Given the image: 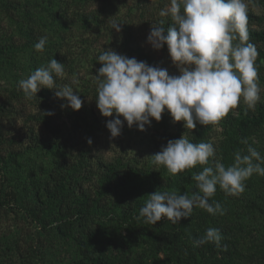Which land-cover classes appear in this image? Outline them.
Instances as JSON below:
<instances>
[{
	"label": "rangeland",
	"instance_id": "374dc122",
	"mask_svg": "<svg viewBox=\"0 0 264 264\" xmlns=\"http://www.w3.org/2000/svg\"><path fill=\"white\" fill-rule=\"evenodd\" d=\"M169 2L0 0V160L16 159V165L9 164L3 170L10 172L12 186L21 187L26 180L21 163L37 171L39 166H46L51 161L49 156L34 148L31 131L38 138H56L63 148L59 154V174L49 182V189L59 200L58 208L42 215L30 202L24 203L23 211L16 213L0 207V256L4 252L10 259L8 264H68L76 257L74 241L55 231L54 223L59 217L67 218L77 231L81 224L85 235L90 234L88 244L93 249L124 250L142 264H191L192 261L203 264L207 253L202 246H194L195 238L191 235L199 231L200 218H206L208 228H218L224 221L239 222L238 216L243 213L242 224L253 232L252 237L242 238L245 239L240 246L244 254L242 263L255 264L254 261L259 259L258 252L264 246L261 243L264 239H260L264 236V217L246 212L245 202L264 207V176L254 173L244 182V192L237 196L227 195L217 186L209 203L219 202L225 210L224 215H211L194 208L191 217L181 218L176 225L163 217L152 225L137 219L139 212L129 214L142 195L125 193L126 190L122 191L113 179L106 182L104 173L95 166L98 156L107 162H135L143 175L139 188L146 191V195L174 190L183 195L196 191L192 173L202 171L204 166L197 165L175 175L169 174L164 166H154L151 156L169 140L185 134L193 143H212L216 147L215 158L226 167L234 163L236 151L246 155L249 146L257 150L264 145V63L258 68L260 101L251 110L241 97L234 113L237 120L247 116L257 118L244 136L235 121L230 123L226 118L217 124L204 126L197 123L194 129H185L183 121L174 122L167 110L159 122L152 120L150 126L145 125L144 131L138 130L135 124L128 127L121 116V133L117 137L111 136L106 122L116 114L103 117L96 106L94 76L102 66L96 57L103 50L111 49L150 66L165 68L169 75H179L167 46L154 50L146 42L152 24L170 19L159 15ZM249 12L259 19L253 27L264 29V0H251ZM113 20L123 23L120 32L111 30ZM45 35L48 41L44 50H35L34 45ZM136 49L141 56L134 51ZM52 58L64 64L65 70L63 77L55 78L56 84L73 88L74 94L83 101L79 110L62 108L66 101L55 97L54 89L41 88L36 98L27 99L18 87L21 79L28 78ZM73 78L76 83H72ZM48 112L53 114L47 115ZM40 114L46 117V127L33 119ZM89 139L91 143H88ZM242 140H247V144L241 143ZM258 152L264 157V153ZM228 154H231L230 162ZM84 163L90 168L87 172L82 168ZM37 175L44 179L41 172L37 171ZM2 179L0 175V183ZM50 201L46 202L47 207L56 203ZM171 230L183 233L186 241L182 250L172 251L165 247L166 232Z\"/></svg>",
	"mask_w": 264,
	"mask_h": 264
},
{
	"label": "clouds",
	"instance_id": "9594fccd",
	"mask_svg": "<svg viewBox=\"0 0 264 264\" xmlns=\"http://www.w3.org/2000/svg\"><path fill=\"white\" fill-rule=\"evenodd\" d=\"M250 3L251 0H170L160 10L159 15L170 17L172 24L166 33L163 21L152 24L146 42L154 50L166 45L179 75H169L165 68L150 66L111 49L103 50L96 57L102 65L94 76L96 106L103 117L116 114L106 122L111 136L120 135L123 121L128 127L135 124L144 131L152 120L159 122L165 110L174 122L183 121V127L191 130L197 123L217 124L239 105L241 97L247 108L254 110L261 99V88L256 65L259 53L256 45L249 42ZM122 25L113 20L110 28L120 32ZM47 41L48 37L42 36L34 45L35 50L43 51ZM64 75V64L52 58L28 78L21 79L18 87L27 99L36 98L41 88L54 89L55 97L66 101L62 108L79 110L83 101L73 88L56 84L55 78ZM72 83H76L75 78ZM241 143L247 144V140ZM215 157L216 147L212 143H193L185 134L169 140L151 156L152 164L166 167L171 175L204 166L202 171L192 173L196 191L183 195L175 190L155 191L139 208L137 219L155 225L163 217L176 225L181 218L191 217L194 208L224 215L219 202L209 203L217 186L225 194L237 196L244 192V182L254 173L264 176V157L252 146L247 148L246 155L236 151L234 163L227 167ZM222 239L218 228H208L194 240V246L209 242L220 246Z\"/></svg>",
	"mask_w": 264,
	"mask_h": 264
},
{
	"label": "trees",
	"instance_id": "16d2710c",
	"mask_svg": "<svg viewBox=\"0 0 264 264\" xmlns=\"http://www.w3.org/2000/svg\"><path fill=\"white\" fill-rule=\"evenodd\" d=\"M163 22L166 33L167 28L172 24V21L170 18ZM256 22L259 23L258 17L248 11L249 42L255 44L257 47L259 55L256 60V65L257 68H260V63H264V29H255L253 25H256ZM134 51L141 56V53L137 49ZM236 109L237 107L230 110L224 118L230 123L231 121H235L234 123L237 124V129L240 134L244 136L247 131L250 130L249 125L256 123L257 118L256 116H247L244 119L237 120L234 118ZM33 119L42 123L45 127L47 126L44 114H40L37 117L33 116ZM30 136L34 148L43 152L41 154L49 156V159L51 160L48 161L46 166H39V169H37V171L44 175V179L39 178L36 169L26 166L25 163H21L20 166L25 170L26 180L21 187H17L14 184V186H12L9 182V179L11 180V178H9L10 172L3 170V168L13 163L16 165V159L10 157L7 160H0V175L3 177L0 183V207L9 208L16 213V211L22 210V207L24 209V203L30 202L33 206L37 207L38 211L43 215V213H51L60 205L57 204L59 203V200L55 197L54 191L49 189V182L55 180V175L59 174V167L61 166L59 154L63 151V148H61L56 138H38L32 133V131L30 132ZM258 148V151L264 153L263 144L262 148ZM230 160L231 154H228V161L230 162ZM87 165L88 164L85 163L82 164V168L86 172L90 169ZM95 166L98 171L104 173L106 182L113 179L122 191L126 190L125 193L131 195L136 194L138 196L142 195V198L136 202V205L132 206L129 210L130 215H137L139 208L144 205L146 198L150 194L146 195V191H141L139 188V183L141 178H143V175L136 167L135 162H125L121 164L117 161L107 162L98 156L95 161ZM5 177L7 178L5 179ZM217 194L219 195V192ZM48 200H51L50 202L54 200L56 203H54L53 206L48 205L47 207L46 202H48ZM9 202H11L12 205H10ZM40 206H43V208ZM245 208L246 212H253L264 217V207L255 204V202H245ZM78 214L83 215V212H79ZM243 216L244 213L239 214V222L224 221L219 225L218 229L223 237L220 246L211 242L202 245V248H204L207 253L203 264H244L242 263L244 254L240 246L241 242L245 239L242 238L252 237L253 230L242 224ZM79 217H77L78 222L81 221ZM205 219L206 218L203 217L200 218L201 226L198 229L199 231L191 234L195 240L202 237L205 234L206 229H208ZM233 219L238 220L236 218ZM54 224H56L54 227L58 235L63 238H71L77 248V256L71 259L68 264H142L139 260L133 258L130 253L124 250L111 252L107 247H100L97 249L91 248L88 244L90 234L85 235V232H83L84 230L81 229V224L77 226L80 229L78 231L75 230L73 224L70 223L67 218L59 217ZM262 229H264V227H262ZM258 234L263 235V232H259ZM166 236L165 247L168 248V250H182V245L186 240L180 230L166 232ZM170 237L172 238L171 240ZM260 239H264V236H261ZM261 243L264 244V241H261ZM258 253L259 259L255 260L254 263L264 264V246L261 247ZM9 262V257L3 252L0 256V264H8ZM191 264H200V262L197 263L192 261Z\"/></svg>",
	"mask_w": 264,
	"mask_h": 264
}]
</instances>
